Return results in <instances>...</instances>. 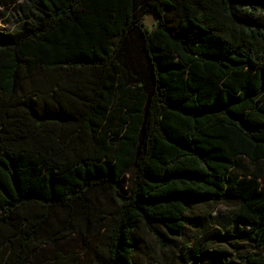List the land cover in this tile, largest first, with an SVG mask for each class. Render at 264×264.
<instances>
[{
  "label": "trees",
  "instance_id": "obj_1",
  "mask_svg": "<svg viewBox=\"0 0 264 264\" xmlns=\"http://www.w3.org/2000/svg\"><path fill=\"white\" fill-rule=\"evenodd\" d=\"M26 1L0 33V264H77L76 235L137 264L140 227L186 240L161 264H264V0Z\"/></svg>",
  "mask_w": 264,
  "mask_h": 264
},
{
  "label": "rangeland",
  "instance_id": "obj_2",
  "mask_svg": "<svg viewBox=\"0 0 264 264\" xmlns=\"http://www.w3.org/2000/svg\"><path fill=\"white\" fill-rule=\"evenodd\" d=\"M31 3L26 0H17V3L8 6L5 9L0 10V33L3 30L16 28L20 25V23L26 19L27 17L32 16L31 13ZM157 19L155 14L148 13L144 16V24L147 28L151 29L157 26ZM117 40L114 39V43H116ZM195 212L196 214L203 215L209 218V222L211 225L219 228L220 230H226L227 228L230 230H240L241 228L238 227V220L235 217V215L230 211V207L225 204H220L215 207V209L212 211L211 215H208L207 212L205 213V204L202 205H196ZM240 225V223H239ZM163 232H165L162 229ZM188 233L191 234V237L196 240L198 229L196 228H188ZM236 232V231H235ZM238 233V232H236ZM197 234V236H196ZM171 238H174V245L172 246V251H169V247L167 245H162L161 241L158 240L157 236L154 232L140 227L137 232V264H149L151 260H156V264H161V260L165 259L168 256V262H171L173 260L180 261L178 258V255H180V249L178 246L183 242L186 243V240L182 241L178 237H174L172 235L168 236ZM165 243L167 241L163 239ZM71 253L79 254L80 260L77 264H87L88 254L85 253L82 249V243L80 242L78 236H73L71 238ZM240 250L239 252L244 253L249 250H251V247L249 244H247L244 241L238 242ZM151 256H153L152 259ZM88 259V260H87ZM228 259H231L233 264H241L237 262L236 259L233 258V256L229 255ZM236 260V261H235ZM168 262H164V264H167Z\"/></svg>",
  "mask_w": 264,
  "mask_h": 264
}]
</instances>
